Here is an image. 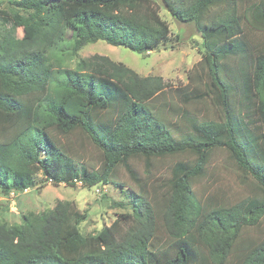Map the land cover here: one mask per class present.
<instances>
[{"label": "trees", "instance_id": "1", "mask_svg": "<svg viewBox=\"0 0 264 264\" xmlns=\"http://www.w3.org/2000/svg\"><path fill=\"white\" fill-rule=\"evenodd\" d=\"M163 1L201 37L203 91L180 89L178 98L209 102L217 113L216 119L184 115L178 135L154 106L169 86L161 77H140L98 54L65 66L98 41L142 54L174 48L154 0H13L9 12L0 11V194L34 187L38 173L53 186L123 188L122 172L138 183L132 160L143 159L150 169L153 160L182 158L164 181L159 212L146 195L131 191L133 212L94 235L80 233L87 215L69 201L24 215L20 225L0 223V264H197L193 244L205 249L209 264H225L263 219L264 54L248 56L237 0ZM243 19L264 32V0ZM19 28L26 29L22 39ZM229 60L238 71L229 70ZM250 106L260 133L251 126ZM75 134L101 154L97 166L75 155L68 141ZM218 150L258 193L204 213L195 184ZM158 219L173 247L155 245ZM244 250L237 264H264V239Z\"/></svg>", "mask_w": 264, "mask_h": 264}, {"label": "rangeland", "instance_id": "2", "mask_svg": "<svg viewBox=\"0 0 264 264\" xmlns=\"http://www.w3.org/2000/svg\"><path fill=\"white\" fill-rule=\"evenodd\" d=\"M11 1L13 0H0V11L9 12L13 8ZM154 1L159 7L160 17L168 24L170 37L173 42L176 40L174 48L139 54L122 46L115 47L98 41L80 49L75 56L66 61L65 66L72 68L79 60L98 54L124 64L140 77H161L169 86L156 96L154 106L159 118L165 120L172 127L173 134L178 135L184 131V115L198 114L207 119H216L217 113L209 102L183 103L178 98L177 91L180 89L184 92L203 91L202 83L206 81V77L199 65L203 52L201 37L196 25L180 23L170 15L163 0ZM261 1L237 0L236 2L237 15L240 17L241 25L239 38L246 45L250 57L264 54V32L252 30L243 19V15L249 6L256 5ZM222 8L224 5L219 10ZM217 11H211L210 16L208 15L206 18L216 14ZM21 15L26 16L22 12ZM4 33L5 29L0 23V39ZM25 36L26 29L19 28L17 37L22 39ZM228 66L230 71H238L235 60H229ZM238 96L237 93L236 97ZM250 108V120L253 121L251 126L256 133H260L257 128L258 121L252 114L253 107L250 106ZM68 141L77 157L89 161L95 166L100 163L101 154L98 150L89 146L78 134L69 137ZM179 160L182 158L153 160L150 169L145 168L143 159L132 160L131 164L138 183L133 182L126 173L122 172L120 181L124 184L123 188L109 185L87 188L80 183H76L74 187L63 184L53 186L38 173L34 178V187L9 195L0 194V223L7 226L20 225L24 215L50 209L57 201H69L87 215L79 226L80 233L83 236L94 235L103 227L109 226L116 216L133 212V203L130 198L132 192L146 195L155 211H161L164 207V181L170 176L171 166ZM194 192L204 213L213 208L228 206L258 193L252 180L243 179L228 160L226 152L222 150L212 154L206 176L196 182ZM160 223L161 221L158 219L155 245L159 247V250L169 246L173 247L174 244L167 237ZM263 239L264 217L257 227L244 233L243 240L236 245L225 264H237L247 245H253ZM193 245L196 246L197 264H209L205 249L199 244Z\"/></svg>", "mask_w": 264, "mask_h": 264}, {"label": "water", "instance_id": "3", "mask_svg": "<svg viewBox=\"0 0 264 264\" xmlns=\"http://www.w3.org/2000/svg\"><path fill=\"white\" fill-rule=\"evenodd\" d=\"M144 52H145V50H141V51H138L137 53L142 54Z\"/></svg>", "mask_w": 264, "mask_h": 264}]
</instances>
